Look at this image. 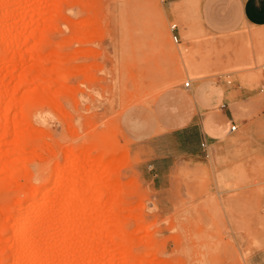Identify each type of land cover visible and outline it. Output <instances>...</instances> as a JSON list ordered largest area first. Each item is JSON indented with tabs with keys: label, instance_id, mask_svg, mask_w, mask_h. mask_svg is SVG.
<instances>
[{
	"label": "rangeland",
	"instance_id": "374dc122",
	"mask_svg": "<svg viewBox=\"0 0 264 264\" xmlns=\"http://www.w3.org/2000/svg\"><path fill=\"white\" fill-rule=\"evenodd\" d=\"M170 1L0 0V264H264V115L174 168L159 138L198 119L194 82L261 90L264 29ZM38 209L39 263L14 234Z\"/></svg>",
	"mask_w": 264,
	"mask_h": 264
},
{
	"label": "crops",
	"instance_id": "0c3cea01",
	"mask_svg": "<svg viewBox=\"0 0 264 264\" xmlns=\"http://www.w3.org/2000/svg\"><path fill=\"white\" fill-rule=\"evenodd\" d=\"M174 2L166 4L171 18H174ZM200 15L204 28L213 32H231L242 25L264 29V0H203ZM178 34L181 38L180 27ZM193 94L198 105V119L194 121L191 116L179 129L159 136L173 148L171 153L161 156L160 162L164 164L173 159L170 168H174L178 160L199 161L201 144L213 142L225 134L228 120L233 125L238 121L246 124L264 115V94L258 87L248 89L241 84L232 87L203 79L193 83ZM159 172L165 171L160 169Z\"/></svg>",
	"mask_w": 264,
	"mask_h": 264
},
{
	"label": "bare ground",
	"instance_id": "6f19581e",
	"mask_svg": "<svg viewBox=\"0 0 264 264\" xmlns=\"http://www.w3.org/2000/svg\"><path fill=\"white\" fill-rule=\"evenodd\" d=\"M7 45H8V43H7ZM18 56L20 57V54H18ZM16 54H13L12 56H11V58L8 60V62H13V61H15L17 58H19ZM25 77V76H24ZM8 105V104H7ZM6 105V106H7ZM11 105V104H10ZM20 105V104H19ZM16 106V105H15ZM21 106V105H20ZM8 116V112L6 113V111H5V116L4 117H7ZM3 117V118H4ZM7 119V120H6ZM5 121H4V123L6 124V122L8 121V118H5L4 119ZM10 120V119H9ZM16 121V120H15ZM10 122V121H9ZM0 123H2V122H0ZM3 123V124H4ZM13 123V122H12ZM14 125L16 126L17 124H15L14 123ZM4 127L2 128V129H4L5 128V126L6 125H3ZM18 126V125H17ZM23 127V126H22ZM12 128V127H11ZM10 128V129H11ZM15 128V127H14ZM18 128H20V127H18ZM17 129V128H16ZM6 130V129H5ZM5 130H4V132H5ZM22 130H24V129H22ZM22 130H19V129H17V131H15V129H14V132L13 133H15V135H16V140H17V143L16 142H14V143H16V145L17 146H19V145H21L22 146V141L24 140V137L25 136H23L22 137V135H24V134H21L22 133ZM21 131V133H19ZM21 135V137L19 136L18 137V135L19 134ZM14 135V136H15ZM18 137V138H17ZM23 139V140H22ZM13 141V140H12ZM15 141V140H14ZM20 143V144H19ZM21 146H19V147H21ZM19 147H17V149L15 148V150L14 151H16V150H19L18 148ZM7 149V148H6ZM22 149H23V147H22ZM3 150H5V149H3ZM8 151V150H7ZM21 151H23V150H21V148H20V150L18 151V152H21ZM12 153V152H11ZM14 153H12V155H13ZM18 154V153H17ZM14 155H16V154H14ZM9 157H10V155H9ZM18 157V156H17ZM8 158V157H7ZM72 163H73V161H71ZM75 162V161H74ZM7 164V163H6ZM15 163H13V165H14ZM77 164V163H76ZM78 166V165H77ZM14 167V166H13ZM16 167V166H15ZM80 167V166H79ZM3 168H5V167H3ZM7 168V167H6ZM8 169L10 170V168L8 167ZM9 172H11V171H9ZM78 174V173H77ZM57 176V175H56ZM77 176V175H76ZM79 176V175H78ZM58 180V179H57ZM95 180V179H94ZM92 181V180H91ZM58 182L59 181H57V184H58ZM95 182V181H94ZM93 183V181L90 183V186L88 187V188H90L91 187V184ZM59 185H61L60 183H59ZM94 185V184H93ZM93 187V186H92ZM91 187V188H92ZM76 188V187H75ZM38 190L39 189H37L36 191H35V193H37L38 192ZM74 190V192H75V190L76 189H73ZM73 190H72V193H73ZM77 191V190H76ZM71 193V195H69L70 197L67 199V200H65V201H63L64 203H62L63 204V206H62V211H63V213L65 214V213H68L70 210H71V208H72V206H73V204H74V199L76 198L75 196L78 194L77 192H75L74 194H72ZM78 197V196H77ZM34 203V202H33ZM32 203V204H33ZM84 204H82L81 206H80V208L83 206ZM85 206V205H84ZM83 206V207H84ZM38 207H40V205L38 206ZM32 208V207H31ZM41 208V207H40ZM84 209V208H83ZM22 210V209H21ZM19 211L18 212V217H17V226L15 227V233L14 234H21V232L22 231H24V233H22L21 234V239H23V243H24V245H25V247H26V252H27V256L26 257H34L35 258V261L37 262V263H39V262H41V255H43V254H41L43 251H45V247H41V248H39V250H38V252H36V248H37V240H36V238L34 237V235H33V233L30 231V228H31V223H32V220L34 219V218H36V217H42V215H44L43 214V212H42V210H40V209H38V210H35V211H33V210H29L30 211V213L29 214H27V212H25L26 214H24L22 211ZM82 211H84V210H82ZM81 212V211H80ZM82 213V212H81ZM83 214V213H82ZM85 215V213L83 214V216ZM17 216V215H16ZM45 217V216H44ZM85 217V216H84ZM43 218V217H42ZM86 218V217H85ZM85 220H86V222H87V220H88V222L90 221L89 220V218L87 217L86 219H84L83 221V224L84 223H86L85 222ZM68 224V223H67ZM40 229V228H39ZM71 234H67L66 236H70ZM63 250V249H62ZM61 252V251H60ZM65 251H63V253H64ZM44 253V252H43ZM28 258V259H29ZM16 261V260H15ZM23 261H25V258H20V257H18V259H17V261H16V263H14V264H22L23 263ZM123 263H124V261H123ZM124 264H126V263H124Z\"/></svg>",
	"mask_w": 264,
	"mask_h": 264
},
{
	"label": "built area",
	"instance_id": "2783aa9c",
	"mask_svg": "<svg viewBox=\"0 0 264 264\" xmlns=\"http://www.w3.org/2000/svg\"><path fill=\"white\" fill-rule=\"evenodd\" d=\"M161 1L165 2L166 0H161ZM178 29H179L178 24L173 23L171 25V31L173 32V38H174V40L176 42H179L180 41V36L178 34ZM190 83H191L190 81H187L186 82V86H190ZM261 91L264 94V83L261 85ZM236 129H237V124L232 125V130H236ZM203 145H205V144H203Z\"/></svg>",
	"mask_w": 264,
	"mask_h": 264
}]
</instances>
